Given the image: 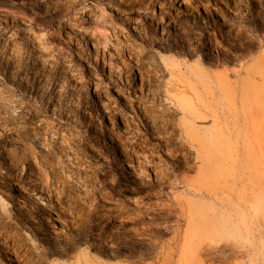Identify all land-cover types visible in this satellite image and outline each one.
Masks as SVG:
<instances>
[{
    "label": "rangeland",
    "instance_id": "obj_1",
    "mask_svg": "<svg viewBox=\"0 0 264 264\" xmlns=\"http://www.w3.org/2000/svg\"><path fill=\"white\" fill-rule=\"evenodd\" d=\"M0 150V264H264V0H0Z\"/></svg>",
    "mask_w": 264,
    "mask_h": 264
},
{
    "label": "bare ground",
    "instance_id": "obj_2",
    "mask_svg": "<svg viewBox=\"0 0 264 264\" xmlns=\"http://www.w3.org/2000/svg\"><path fill=\"white\" fill-rule=\"evenodd\" d=\"M174 19H172V18H168V21H167V25H171L172 23H174ZM182 23V22H181ZM181 25V24H180ZM184 28V27H183ZM182 28V29H183ZM185 30H186V35L187 36H189V35H191V34H193V29H192V27H190L189 25L188 26H186L185 25ZM184 30V29H183ZM184 33V32H183ZM185 34V33H184ZM252 74H257L259 71H256V70H251L250 71ZM203 79H205V76L202 78V80ZM221 87H222V84H221ZM218 88H220V87H218ZM222 89V88H221ZM232 91H234V93H235V95H239V93H240V91H242L240 88H237V86L236 85H233L232 86ZM243 92V91H242ZM223 93L225 94V92L223 91ZM233 100H236V102H238V99H233ZM231 102H232V100H231ZM230 102V100H227V98H221L220 97V102L218 101V103L217 104H219V106H220V114H223V113H226V114H228V116H226V119H222V121L220 122L221 124H222V126L223 127H228V128H230V126H231V124L233 123L232 121L234 120V116H233V114H234V111H235V105L233 104V102L231 103ZM213 105H216V104H212V106H211V108H208V111H207V114L208 115H210V116H213L212 114L214 113V110H215V108H212V107H214ZM223 117V116H222ZM171 133V132H170ZM18 137H19V135H18V133L17 132H15V133H13L12 135H10V139L11 140H8V141H15V140H17L18 139ZM165 140H167L166 139V137H165ZM169 140V139H168ZM167 140V141H168ZM173 142V141H172ZM171 142V143H172ZM170 143V144H171ZM176 143V142H175ZM178 144H177V146H178V149H180V150H186V152L188 153V148H187V145H186V143H185V141H183V140H179L178 142H177ZM167 144V143H166ZM120 146V145H119ZM156 146H158V145H156ZM171 146V145H170ZM121 147V146H120ZM155 149L156 148H154V150H153V152H156L155 151ZM7 151L8 152V154H10L9 152H11L12 151V153H11V156L13 155H16V153H17V151H16V149H14V150H10V149H6V148H4V150L2 151V152H4V151ZM173 150V149H172ZM1 151V150H0ZM127 151V150H126ZM125 151V148H121V150H120V154H122V155H124L125 157H128L129 156V151L128 152H126ZM186 152H179V155L180 156H182V158H184L185 156H186ZM150 153V152H149ZM176 153H178L177 151H176ZM175 153V154H176ZM33 155H32V157H33V162H34V164H36V158H35V155H34V153H32ZM23 156V155H22ZM24 157V156H23ZM143 159H142V163H144V164H153V166L156 168H158L161 164L160 163H155V161L153 160V155L152 154H149L148 156H144V157H142ZM158 158V157H157ZM181 158V157H180ZM184 160V159H183ZM33 164V165H34ZM164 164V163H163ZM162 164V165H163ZM32 165V166H33ZM36 165H38V164H36ZM35 165V166H36ZM141 165H143V164H141ZM150 166V165H149ZM38 167V166H37ZM164 167V166H163ZM32 168V167H31ZM35 168V167H34ZM150 168H151V166H150ZM154 169V168H153ZM32 170V169H31ZM155 170V169H154ZM156 171V170H155ZM170 175V174H169ZM169 181V182H168ZM181 183L184 185V187H185V189H187L188 190V192L189 193H193V194H195L196 192L195 191H192V189L189 187V185L187 184V181L186 180H183V181H181ZM158 184H159V186H160V188H166V187H168V186H172V185H177V183H174V182H170V178L167 176V174L166 173H163V175H162V177L160 176V179L158 180ZM148 185V184H147ZM19 191V190H18ZM158 193H159V191H158ZM21 194V193H20ZM22 195V194H21ZM146 196V195H145ZM151 196H153V194H151L150 195V197ZM24 197V196H23ZM18 201H20V202H22V200H18ZM141 201H142V197H141ZM129 202V201H128ZM23 203H24V201H23ZM142 203H143V201H142ZM146 203V202H145ZM140 204V203H139ZM146 204H148V203H146ZM23 207H24V205H23ZM20 208V207H19ZM150 207H145V205H140V206H138L137 207V210L136 211H132L133 212V217L131 218V220L133 221V222H140L144 217H145V214H144V212H146L145 210H148ZM30 212V211H29ZM131 212V213H132ZM164 212V211H163ZM21 213L23 214L24 212H22L21 211ZM26 213V212H25ZM164 213H166V212H164ZM167 217L166 218H168V219H172V215H171V212H169V213H167V215H166ZM211 218H207V219H204V220H201V219H199L198 220V222H197V224H196V227H195V232H194V234H193V237H192V240H194L193 242H192V244H191V249H192V251H193V248H195L196 247V250H198V248H201L200 249V251L201 250H203V253H206V251L208 252V256H210L211 254H210V249L212 250V249H215L216 251L215 252H218V251H220V249H221V251H222V248L224 247V246H229V247H231V245H234L235 246V238L234 237H225V241H223V242H225V243H221L220 245L219 244H217V242H215V239L218 237V234H219V232H218V230H217V222L213 219V217L212 216H210ZM173 220H175V222H176V224L178 225L179 223H180V220L179 219H174L173 218ZM76 221V220H75ZM72 222H74V221H72ZM75 224V223H74ZM176 225V226H177ZM170 227H172V225L171 226H169V225H166L165 226V228H167V229H162V228H160V227H155L154 229L155 230H158V231H160V230H164L163 231V233H167L168 232V230L170 229ZM176 228V227H175ZM61 230H63V229H61ZM174 230V229H173ZM65 238L68 240V242H70V241H73L71 238H68V236L66 237V235H65ZM207 238H211L210 239V245H208L206 242H205V240H207ZM207 246V249H205L204 248V246ZM8 246H7V244H6V246H4L3 245V249H5L6 250V252H8V253H10V254H14V255H20V251L16 248V247H14L12 244L11 245H9V247L7 248ZM189 251H190V249H189ZM229 251H230V255H234V253H235V251H234V248H233V250L231 251V248L229 249ZM214 255H216V254H213L212 256H211V259H215V256ZM17 256V257H18ZM20 257V256H19Z\"/></svg>",
    "mask_w": 264,
    "mask_h": 264
}]
</instances>
